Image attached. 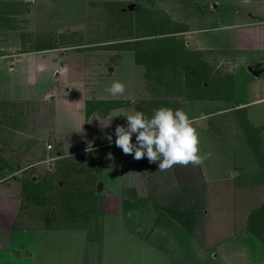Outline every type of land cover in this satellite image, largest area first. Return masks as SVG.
Wrapping results in <instances>:
<instances>
[{"label":"rangeland","instance_id":"1","mask_svg":"<svg viewBox=\"0 0 264 264\" xmlns=\"http://www.w3.org/2000/svg\"><path fill=\"white\" fill-rule=\"evenodd\" d=\"M18 1L19 3L15 0L14 2L0 0V14L2 18L9 20L6 10L12 8L16 11L26 6L28 14L23 15L27 19L16 18L11 21H15L13 24L17 27L18 36L21 38L28 36L33 44L32 46L27 44L26 47L24 44L23 49L28 50L29 55L23 56L21 63L17 62L18 54L11 58L0 56V90L4 92L9 87L15 97L35 100L33 114L44 118L43 121L47 120L52 110L53 98L44 102L36 100H42L60 87L58 76L53 73L59 63L63 62L68 68H73L84 62L89 87L90 83H93L91 78L95 71L102 75L101 78L104 83L108 82V86L114 80L121 81L123 77L127 80L136 77L139 67L135 65L136 57L133 50H125L123 61L116 62L110 67L104 64L108 62L109 57L103 53L100 58L92 59L94 60L92 63L89 59L95 48L92 46L93 43L106 40H113L111 42L113 43L130 32L129 23L125 21L122 24L117 22L120 30L115 32L116 23H113L111 12L117 3L123 4L124 17L129 16L130 11L137 12L143 9L150 10L153 15L163 16L173 26L175 23L184 25L185 30L178 33V36L184 40L186 49L193 52L191 57L193 62H197L194 59L200 55L213 68V73L221 75L224 81H232L234 86L233 94L229 98L188 100L189 106L195 104V109L191 113L202 109L207 114L203 120L193 123L197 130L201 125L205 133L204 138L207 136L204 143H200L201 154H211L203 163V175L207 186L205 209L209 210L206 216L208 217L210 213L205 235L202 232V235L193 238L173 232L174 223L164 219L137 221L134 219L137 212L136 215L125 214L124 219L121 215L117 216V220L111 221L107 217V193L111 191L110 184L114 181L112 173L113 171L115 175L118 173V166L111 155L105 154L102 165L107 164L108 170L102 168L95 174L93 171L98 183H106L105 188L97 192L85 226L77 228L80 233L73 236L58 233V228H29L34 233H27L24 246L33 252L30 262L60 264L59 248L65 246L88 248L84 253V264L95 263V260L97 264H179L190 260L192 256L203 264L207 262L209 248L212 247L217 252L221 248L237 246L242 247L246 251L245 254H249L247 249L250 246H256L258 261H264V201L255 208L264 199V33L252 35L249 30H245L246 24L251 22H256V27L264 30V0H28L26 3L24 0ZM39 9L43 14L39 15ZM2 23L5 24V21H0V41L15 38V31L6 29L7 26ZM65 34L71 35L68 37L69 42ZM40 36H46L45 38L55 45H77L82 42L83 47L77 45L72 49L59 48L60 51H36L35 44ZM6 51L13 50L6 48ZM39 58H43V64H40ZM11 62H15L14 68L10 67ZM255 66L260 68L258 75L251 69ZM144 68L140 69L141 72ZM159 71L162 72L158 74L164 78L173 76V81L177 79L176 77L183 76L180 66L164 67V70L161 67ZM84 83L76 80L75 85L79 91L74 94L75 98H79ZM5 85L8 87H4ZM134 87L136 88V85ZM56 100L59 101L52 117L53 128L63 134L65 145L75 147L79 143L88 144L90 139H85L83 135L85 130L78 126V114L73 115V108L70 111L68 98L64 95L60 98L59 95ZM197 105L200 108L197 109ZM233 106H237L236 110L229 112L227 108ZM243 106L245 107L241 110L239 107ZM219 109L226 110L218 112ZM241 116L246 117L253 126L255 140L248 136L240 120ZM102 149L107 152V146ZM56 161L54 159L49 162L51 168L49 172H56L58 169L59 164ZM73 173L72 171L67 179L72 178ZM75 181L78 183L80 180ZM24 187L21 219H27L34 209L31 207L33 188L29 184ZM144 215L148 216L147 213ZM141 216L142 214L139 217ZM21 223L22 221L17 224V230L22 228ZM141 223L144 227L140 229L146 231L153 229L154 225L155 229L145 236L116 237L107 233L112 229L118 231L129 229L135 233L134 230H137L138 224ZM72 241L74 245L71 244ZM205 243L206 251L202 249ZM93 247H96L98 252L95 254V260ZM226 262H230V259Z\"/></svg>","mask_w":264,"mask_h":264},{"label":"crops","instance_id":"2","mask_svg":"<svg viewBox=\"0 0 264 264\" xmlns=\"http://www.w3.org/2000/svg\"><path fill=\"white\" fill-rule=\"evenodd\" d=\"M7 1L14 2V0ZM15 1L19 3L18 0ZM24 1L26 3L28 0ZM25 7L16 11L12 8L6 10L5 13H7L9 20L5 17L2 18L0 14V21H5V24H2L7 26L6 29L15 31V38L9 41L7 39L0 41V56L11 58L18 54L17 62L19 63H21L23 56L29 55V51L23 49L24 44H26L25 47L27 44L32 46L33 41L28 36L24 38L18 36L17 27L13 24L15 21L11 20L16 18L27 19L23 15L28 14ZM38 13L39 15L43 14V11L39 9ZM246 27L245 30H249L248 32L252 35L264 33V30L256 27V22L248 23ZM111 42V40H106L105 42L93 43L92 46L95 48L89 58L91 59L90 62H94L92 60L94 58H100L102 53L104 56L109 57L108 62L104 63L107 64V67L116 62H122L126 55L124 51L130 49L110 48L109 46H113ZM77 45L56 44L57 47L36 49V51H60L59 48L72 49ZM92 46L91 48H93ZM79 47H83V45L81 44ZM6 48L13 51H6ZM59 58L61 59V57ZM42 59L39 58L40 64H43ZM70 61L72 62V60ZM13 63L15 62L10 64L11 68L15 67ZM135 65L139 67L136 77L132 80H127L124 77L121 79V82L126 85V93L123 96L112 97L105 92L108 82L104 83L101 78L102 75L98 71L92 73L93 83H90L89 87L84 62L73 68H68L63 62L59 63V66L54 68L53 73L57 74L60 87L46 95L42 100H36L37 102H44L53 98V101H51L52 110L45 121H43L44 118L36 117L33 114L35 100L15 97L12 95V89L7 85L4 86L8 87L6 91L2 92V89L0 90V264H28V261L29 264H34L30 262L33 255L32 250L24 246L27 233H34L29 228H58L57 232L64 233V236H73L80 233L77 228L85 226L97 192H101L105 188L106 183H98L93 175V171L95 174L96 171L102 168L108 170L107 164L106 166L102 165L105 154L111 155L118 166V173L116 175L114 171L112 173L114 181L110 184L111 191L107 193V217L111 221L117 220V216L121 215L124 219L125 214L136 215L135 212H137V217L134 218L137 221L140 219H164L174 223L175 229H173V232L186 234L193 238L202 235V232L205 235V232H207L206 223L210 213L207 217L206 213L209 210L206 211L205 209L207 186H205L206 180L203 175L204 165H176L170 170L159 171V162L150 163L146 156L143 159L136 160L134 154L126 155L121 148L115 145V128L117 125L127 126V121L124 116H117L111 120L114 115H122L138 110L144 112L150 118L155 109L169 107L173 110L183 109L193 123L201 121L207 116L202 109L196 113H191L195 109V104L189 106L188 100L192 97L186 96L188 86L186 85L184 72L182 78L178 76L173 81L171 75L170 78L169 76L164 78L158 72L145 69L144 64L135 61ZM143 68L144 70L141 72L140 69ZM251 68H254L256 75L260 74L258 66ZM174 72L178 73L177 71ZM76 80L85 82L83 84L84 88L82 87L81 94L78 96L79 98H75L74 95L79 91L75 85ZM134 85H136V88ZM59 95L60 98L63 95L67 97L70 111L73 108V115L78 114L77 124L80 129L83 127L85 130V133H83L85 139H90L88 144L79 143L75 147L65 145L63 134L53 128L52 117L55 115L56 104L59 101L56 100V97ZM90 99L97 101L121 100L125 103L110 109L108 106L104 108L91 106L89 110L87 101ZM192 99L196 101L205 100ZM212 100H221V98ZM71 101H74V103L72 104ZM196 108L198 109L200 106L197 105ZM236 108L237 106H233L227 109L232 112ZM222 110L226 109H219L218 112H222ZM81 114L83 115L82 118ZM197 132L200 143H204L207 136L204 138L203 134L205 133L201 125ZM135 135L133 134L132 137L134 144L136 143ZM108 137H111V140ZM49 144L52 145V148L47 147ZM104 146H107L106 153L102 149ZM54 159L59 164L58 169L56 172H49L51 170L49 162ZM72 171L74 172L72 178L67 179ZM78 172L80 175H76ZM77 179L80 180L78 183L75 181ZM33 183H44L48 189L50 183L59 184V187L63 186L64 190L70 187L72 189L71 197L79 203H77L75 215H78L77 221L80 224L67 227L62 223L56 227L53 223L47 221V213H38L37 215L31 213L27 219L20 218V221H22L20 227L22 228L17 230V220L23 202L24 185L29 184L34 187ZM64 186L66 187L64 188ZM78 194L79 197L81 196L80 199ZM47 196H52L50 191H48ZM49 197L45 203H42L47 207V210L51 207ZM82 197L85 198L83 201L84 207L83 202H81ZM263 201L264 199L255 208L260 206ZM145 213L148 214L147 217L144 215ZM141 214L142 216L139 217ZM138 227L137 230H134L135 233L129 229L119 231L118 229H112L107 233H111L116 237L145 236L147 233L151 234L155 229V225L153 229H147L146 231L140 229V227H144L143 223L138 224ZM71 244L74 245V242L72 241ZM255 247L250 246L247 249L249 254H245L246 251L240 246L221 248L217 252L211 247L207 252V262L203 264H264V261H258V252ZM202 249L206 251V243L202 246ZM87 250L88 248L82 249L76 246L59 248V262L60 264H84V253ZM96 253H98L97 248L93 247L94 260ZM24 258H26V261H24ZM227 259H230V262H226ZM255 260L256 262H254ZM91 264H97L96 260L95 263ZM179 264L200 263L195 256H192L190 260Z\"/></svg>","mask_w":264,"mask_h":264},{"label":"trees","instance_id":"3","mask_svg":"<svg viewBox=\"0 0 264 264\" xmlns=\"http://www.w3.org/2000/svg\"><path fill=\"white\" fill-rule=\"evenodd\" d=\"M122 7H124L123 4L117 3L116 8L111 12L114 19L113 23H116L115 32H119L120 30V26L117 25V22L118 24H122L123 21L129 23L128 26L130 32L123 38L117 39L118 41L116 40V42L111 43L113 46L133 50L135 52L136 62L144 64L149 71L160 73L162 72L159 71L161 67L164 70V67L174 68L180 66L186 75V85L188 86V89L186 90L187 97L195 99H217L224 97L229 98L232 96L234 87L232 81H224L221 75L213 73V68L210 67L208 62L205 59H202L200 55L194 59L197 62H193L191 58L193 52L186 49L184 40L178 36V33L185 30L184 25H177L175 23L173 26V24L163 16L159 17L153 15L150 10L143 9H140L137 12L130 11V15L124 17ZM65 36H67L66 40L69 42L68 37L71 35L65 34ZM45 37L46 36L39 37L35 44L37 49L57 47L55 44L50 43ZM81 44L83 45L82 42L78 45ZM69 45L65 44V46ZM215 74L217 76H215ZM124 103L125 102L121 100L97 101L90 99L87 101V107L89 110L91 106L95 108H97V106L102 108L108 106L110 109L124 105ZM242 109L243 108H241V110ZM240 120L246 128L248 136L251 137V140H255L253 126L248 122V119L241 116ZM33 186L31 207L34 209L31 213H35V215L38 213H47V221L53 223L56 227L62 223L67 227L74 224H80L77 221L78 215H75V209H77L79 203L71 197L72 189H70V187H67V189L64 190L63 186L60 188L59 184L53 183L49 184V189L46 185L43 186V183H33ZM65 187L66 186H64V188ZM48 191L51 192L52 196H47ZM59 194H61L60 198ZM48 197L50 199L51 207L47 210V207L42 203H45ZM80 198L81 196L79 199ZM84 199L85 198L82 197L81 202H83ZM40 202L41 204H39ZM23 204L24 199L19 212L17 224L20 222V213Z\"/></svg>","mask_w":264,"mask_h":264},{"label":"clouds","instance_id":"4","mask_svg":"<svg viewBox=\"0 0 264 264\" xmlns=\"http://www.w3.org/2000/svg\"><path fill=\"white\" fill-rule=\"evenodd\" d=\"M126 91V85L120 80L112 81L105 88L112 97L123 96ZM117 116L126 117L127 126L115 128L116 147L126 155L134 154L136 160L146 156L150 163L159 162V171L170 170L176 165H200L211 155L201 154L199 134L183 109L160 107L150 118L142 111L133 110L114 115L111 120ZM133 134H136L135 144Z\"/></svg>","mask_w":264,"mask_h":264},{"label":"built area","instance_id":"5","mask_svg":"<svg viewBox=\"0 0 264 264\" xmlns=\"http://www.w3.org/2000/svg\"><path fill=\"white\" fill-rule=\"evenodd\" d=\"M47 147H48V148H52V145H51V144H49Z\"/></svg>","mask_w":264,"mask_h":264},{"label":"water","instance_id":"6","mask_svg":"<svg viewBox=\"0 0 264 264\" xmlns=\"http://www.w3.org/2000/svg\"><path fill=\"white\" fill-rule=\"evenodd\" d=\"M251 69H252L253 71H255L254 68H251Z\"/></svg>","mask_w":264,"mask_h":264}]
</instances>
